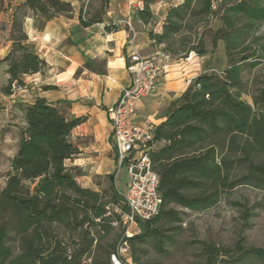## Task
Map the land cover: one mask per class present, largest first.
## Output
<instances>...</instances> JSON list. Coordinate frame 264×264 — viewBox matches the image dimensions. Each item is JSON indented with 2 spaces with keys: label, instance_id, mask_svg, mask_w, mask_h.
<instances>
[{
  "label": "trees",
  "instance_id": "trees-1",
  "mask_svg": "<svg viewBox=\"0 0 264 264\" xmlns=\"http://www.w3.org/2000/svg\"><path fill=\"white\" fill-rule=\"evenodd\" d=\"M94 2L109 6V0H88L84 13L81 5L78 20L83 28L104 22L99 12L91 15ZM72 10L64 0H23L14 8L6 34L11 46L0 59L7 77L2 95L11 96L16 86H25V77L47 70L26 45L25 19L32 15L43 26ZM138 17L143 23L153 18L147 5ZM213 18L218 21L214 30L209 25ZM263 25L264 0H182L168 10L161 32H150L152 45L171 61L205 56L208 44L215 48L221 43L226 65L220 73L191 82L157 127L149 158L162 205L156 217L138 221L139 233L129 238L121 226L113 227L117 218L107 216L106 208L122 200L113 178H107V200L103 192L80 186L65 165L79 154L71 136L84 119H70L41 98L31 105L16 104L21 126L0 192V264H113L114 256L122 264H157L147 261L149 256L170 255L183 230L177 209L207 211L239 188L264 192V86L252 104L242 99L244 71L264 60V45L255 37ZM201 26L209 32L198 34ZM105 30L116 32L117 27ZM85 66L104 75L91 63ZM33 181L39 185L30 193L24 184ZM123 243L129 262L117 257ZM198 257L197 264H264V250L241 242L232 248L200 242Z\"/></svg>",
  "mask_w": 264,
  "mask_h": 264
},
{
  "label": "crops",
  "instance_id": "crops-1",
  "mask_svg": "<svg viewBox=\"0 0 264 264\" xmlns=\"http://www.w3.org/2000/svg\"><path fill=\"white\" fill-rule=\"evenodd\" d=\"M19 2L22 3L23 0ZM140 2L148 6L153 17L147 23H143L138 17L136 4ZM146 2L147 0H115L114 4H110L112 11L108 13L109 19L112 18L111 14L114 16L111 22L104 20L102 24L89 28L80 26L77 0H71L73 10L70 14L53 18L43 26L32 15L24 23L28 38L26 45L44 60L47 70L43 75L25 77L29 82V91L16 102L31 105L35 99L41 98L57 106L70 119L83 118V123L74 129L71 136L79 154L66 167L80 186L96 192L100 189L98 181L104 183L106 180L109 187L107 178L112 177L114 190L121 197L127 190L129 177L125 167L119 168L111 143V126L106 110L132 84V76L127 71L130 56L137 53L147 58L161 54L160 48L152 45L149 34L161 32L168 10L182 0ZM0 6V18L5 15L10 27V13L15 5L11 2L5 4V0H0ZM107 25L116 26V32L104 30ZM131 30L135 35L129 41ZM3 39L7 43L0 44V51H5L2 58L7 55L11 46L7 36L3 35ZM208 58L209 54L202 57L190 54L185 59L171 61L163 84L156 93L136 101L133 121L141 124L149 120L157 127L160 126L170 109L179 104L188 88L186 82L206 73L204 69ZM87 63L93 64L95 70L104 72V75L88 70L85 66ZM49 81L52 82L47 83ZM43 86L54 89L46 91ZM133 229V234L137 235L138 227Z\"/></svg>",
  "mask_w": 264,
  "mask_h": 264
},
{
  "label": "rangeland",
  "instance_id": "rangeland-1",
  "mask_svg": "<svg viewBox=\"0 0 264 264\" xmlns=\"http://www.w3.org/2000/svg\"><path fill=\"white\" fill-rule=\"evenodd\" d=\"M64 1L71 2V0ZM114 1L115 0H109L108 8H103L100 3L94 2L90 8L91 15L95 12H99L104 20L110 21L114 16L111 14L112 18L109 19L110 14L108 13L112 11L110 4H114ZM9 2L15 5V7L20 4L19 0H5V4ZM81 5H83L85 13L87 11L86 7L88 5V0H83L78 3L79 8ZM145 6L144 4V8ZM74 7L77 9V6ZM105 11L106 15H103ZM0 12H2V6H0ZM12 13H10V15ZM2 17L3 18H0V44L2 42L7 43V40H2V36H6L7 29L9 28L6 23L5 15H2ZM85 18L88 19L86 16ZM209 25L210 29H216L218 27L217 19H211ZM109 27H112V25H109ZM204 32H209V29H204L202 26L199 27L198 34ZM255 37L260 38V43L264 45V25ZM185 38H188V35L182 37V39ZM206 39H208V37H206ZM251 41L250 39L247 43ZM252 45H254L253 47L256 46V44ZM208 51L209 58L205 64V74L220 73L226 65L223 45L219 43L213 48L208 44ZM4 53V50L0 51V59H2ZM201 71H203V69H201ZM45 72L46 71L41 75ZM193 81L194 80L190 81V83ZM243 81L245 92L242 94V99L252 104L253 96L257 95L259 90L264 86V60L263 63L257 67L246 69L243 74ZM51 82L49 81L47 83ZM24 83L27 87L24 93L18 94L13 91L12 95L9 97L2 95L1 89L6 85V77L5 67L0 66V192L5 185L6 176L10 171V162L16 151L21 126V116L19 111L14 107L18 104L16 101L20 100L21 97L25 96L26 92L29 91V82H27L25 78ZM186 83L188 84V82ZM45 87L48 86H43V89ZM73 143H75V141H73ZM70 161L65 162V165L68 166ZM104 181V183L102 181L97 182L100 186L99 192H103L104 197L109 200V187L107 181ZM38 185L39 181L24 184L25 188L28 189L30 193H34ZM177 210L180 211L183 220V230L177 237V242L171 254L165 258H159L151 254L147 261L156 262L157 264L201 263V259L198 257L200 242H207L226 248H232L237 242H241L242 245L247 248L264 250V192L251 188H239L226 194L215 207L207 211L195 213L187 210ZM133 232L134 229L130 231V233ZM129 258L130 255L127 253L124 259L128 261ZM87 264H91V261L88 260ZM224 264L233 263L230 261Z\"/></svg>",
  "mask_w": 264,
  "mask_h": 264
},
{
  "label": "built area",
  "instance_id": "built-area-1",
  "mask_svg": "<svg viewBox=\"0 0 264 264\" xmlns=\"http://www.w3.org/2000/svg\"><path fill=\"white\" fill-rule=\"evenodd\" d=\"M138 11L144 9L143 3H137ZM109 27V25L105 26ZM105 30V28H103ZM135 33L130 31L129 41ZM171 59L162 54L141 57L134 53L129 58L128 73L132 84L123 90L117 102L107 108L106 114L111 126V143L117 156L119 168L125 167L129 182L127 190L119 204L109 205L107 216H115L113 227L121 226L126 237L138 221H149L160 211L162 200L158 192L159 180L152 171L149 155L155 149L154 137L157 126L149 120L141 124L133 121V109L137 100L152 96L162 86ZM190 84V81H188ZM26 86H16L14 91L22 94ZM128 253L125 243L117 250V257L124 259ZM113 264H122L115 256Z\"/></svg>",
  "mask_w": 264,
  "mask_h": 264
}]
</instances>
